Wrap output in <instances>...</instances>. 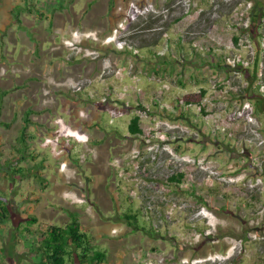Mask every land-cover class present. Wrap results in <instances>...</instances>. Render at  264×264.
<instances>
[{
  "label": "rangeland",
  "instance_id": "1",
  "mask_svg": "<svg viewBox=\"0 0 264 264\" xmlns=\"http://www.w3.org/2000/svg\"><path fill=\"white\" fill-rule=\"evenodd\" d=\"M257 2L263 11L264 0H0V195L10 208L0 264H33L16 227L35 216L24 233L36 241L66 224L68 211L97 249L112 256L118 248L136 264L151 240L175 229L185 248L196 242V252L213 253L186 264H228L243 242L241 264L264 259V178L244 229L219 214L237 201L214 167L228 169L242 146L264 159V51L254 18L256 57L245 70L234 66L237 56L251 61L235 37L247 38L241 29ZM200 90L199 104L183 101ZM135 115L143 132L131 135ZM202 145L219 184L217 195L204 185L201 211ZM176 174L183 178L171 182Z\"/></svg>",
  "mask_w": 264,
  "mask_h": 264
},
{
  "label": "trees",
  "instance_id": "2",
  "mask_svg": "<svg viewBox=\"0 0 264 264\" xmlns=\"http://www.w3.org/2000/svg\"><path fill=\"white\" fill-rule=\"evenodd\" d=\"M19 12L20 9L16 13L13 11L16 21H20ZM258 15L257 18L253 19L252 25L257 24L261 16H264ZM254 31L255 29L252 34L255 36L256 34ZM235 41H238V37H235ZM204 95L205 90H200L199 92L186 93L183 95L182 99L186 104H199ZM24 122L23 140L26 138L25 129L29 119L25 117ZM139 122L140 117L138 115L131 118L128 124V130L131 135H138L143 132ZM41 165L42 162L38 164V166ZM16 172L17 177L26 176L27 174L23 167L15 168V173ZM182 178L183 174H176L171 176L169 180L171 182H179ZM9 214V204L0 195V222H5L9 218ZM68 215L70 219L66 224L48 226L44 231H41V236L36 241H29L24 233L30 231V225L37 221L35 216L28 219L27 224L22 228L20 224L16 227L17 235L20 236V238L26 239V245L28 246L27 253L31 255L33 264H106V252L97 249L92 243L91 237L82 229V223L79 220L78 212L68 211ZM126 217L129 220L135 219L133 214H127Z\"/></svg>",
  "mask_w": 264,
  "mask_h": 264
},
{
  "label": "flooded vegetation",
  "instance_id": "3",
  "mask_svg": "<svg viewBox=\"0 0 264 264\" xmlns=\"http://www.w3.org/2000/svg\"><path fill=\"white\" fill-rule=\"evenodd\" d=\"M262 7L263 5H260V3L258 2L252 5V9L249 11L251 19L257 18L259 16L258 14L261 15L263 13ZM253 26L255 27V25ZM261 114L264 115V107L261 108ZM259 144H262V141H260ZM204 151L205 148L202 145V147L196 153L198 160V182L196 193L197 202L199 204L198 207L201 211L204 207V195L202 193L204 185H209L206 186V192H210L212 195H217L219 184L218 182V184L216 185L211 183L216 180L212 174V169L207 170L210 166L208 165V161H206L207 156L203 157ZM230 160L232 161H230V165L226 170L221 169L219 165H215L214 167L219 171V174H222L223 178L227 177L230 180L227 185H231L234 192V194H231V198L235 199L237 202L232 206L233 208H230V206H223L224 210L219 214L221 216H226L227 218L234 220L236 223L240 224L242 228L245 229L247 228L246 225L249 223V221L244 219L246 217L244 212L249 210V208L251 207L249 203L250 197L254 196V198L257 199L260 197V192L262 191L264 178V159L251 157L250 153L246 151L242 146V149L239 151V157H232ZM253 180H255V183H252ZM241 213L242 215H240ZM245 241H247V239H245ZM243 245L245 246L246 243H242V246L240 247L238 252L233 251L231 253H228L226 258L228 264H241L243 262L245 254V248L243 247ZM253 264H264V259L258 258L253 262Z\"/></svg>",
  "mask_w": 264,
  "mask_h": 264
},
{
  "label": "crops",
  "instance_id": "4",
  "mask_svg": "<svg viewBox=\"0 0 264 264\" xmlns=\"http://www.w3.org/2000/svg\"><path fill=\"white\" fill-rule=\"evenodd\" d=\"M182 234L183 233L178 229H175V232L167 231L166 233H159L156 236V242L152 243L151 240L147 245L145 255L141 256L140 261L137 260V264H186L183 260H192L196 258H201L203 260L212 259L209 257L213 254L211 250L207 249L205 254H203L202 252L198 253L193 249L195 245H197L196 242L191 244V246L189 245V248H185V242H181V239H184V237H180ZM170 239H173L175 242L170 245H165ZM162 244L165 246L162 247ZM175 245L178 246L177 250L174 249ZM116 249L117 252L113 253L112 256L109 255L108 251L104 250L107 255L106 264H136L133 263L136 262V258H134L132 254L129 253L128 256L131 259L128 258L130 260H126L127 256L121 254L120 249Z\"/></svg>",
  "mask_w": 264,
  "mask_h": 264
},
{
  "label": "built area",
  "instance_id": "5",
  "mask_svg": "<svg viewBox=\"0 0 264 264\" xmlns=\"http://www.w3.org/2000/svg\"><path fill=\"white\" fill-rule=\"evenodd\" d=\"M251 4L248 3V9L250 8ZM261 15H264V10H263V13ZM247 21L243 24L242 26V29H241V32L244 33L245 36H247L246 39H243L242 38V35L239 36L238 34V42H237V45L238 46H241L243 48H248L250 50V53L252 55L251 57V61H249L248 63L247 62H244L243 60H241L240 56H237L236 60H234V66L236 68H239L241 67L242 70H245L247 68H249V63H253L255 57H256V50L253 49V46L251 45V41L249 38L252 39V37L248 34V31H249V25H250V22H251V16H248L247 17ZM259 26H258V29H257V35H258V50H263L264 51V16L259 19ZM248 43V44H246ZM237 48V47H236ZM238 50H241L238 48ZM240 68V69H241ZM237 113V112H235ZM238 114H240V112H238Z\"/></svg>",
  "mask_w": 264,
  "mask_h": 264
},
{
  "label": "bare ground",
  "instance_id": "6",
  "mask_svg": "<svg viewBox=\"0 0 264 264\" xmlns=\"http://www.w3.org/2000/svg\"><path fill=\"white\" fill-rule=\"evenodd\" d=\"M155 6V5H154ZM93 31H95V30H93Z\"/></svg>",
  "mask_w": 264,
  "mask_h": 264
}]
</instances>
